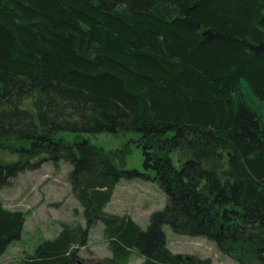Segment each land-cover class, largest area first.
<instances>
[{
  "label": "trees",
  "instance_id": "16d2710c",
  "mask_svg": "<svg viewBox=\"0 0 264 264\" xmlns=\"http://www.w3.org/2000/svg\"><path fill=\"white\" fill-rule=\"evenodd\" d=\"M264 0H0V194L17 173L66 162L86 227L65 224L21 264H76L101 223L99 264H213L173 253L164 226L240 264L264 262ZM75 134V143L57 138ZM134 132L148 173L119 168L86 134ZM226 154L230 155L228 159ZM121 179L167 205L143 230L104 211ZM27 218L0 197V259Z\"/></svg>",
  "mask_w": 264,
  "mask_h": 264
},
{
  "label": "rangeland",
  "instance_id": "374dc122",
  "mask_svg": "<svg viewBox=\"0 0 264 264\" xmlns=\"http://www.w3.org/2000/svg\"><path fill=\"white\" fill-rule=\"evenodd\" d=\"M243 92L248 103L264 117V105L258 102L243 84ZM57 138L75 143L77 137L72 133H59ZM85 138L92 146L110 156L119 168L148 173L144 166L141 136L127 132L119 134H86ZM16 154L0 151V162L14 163ZM73 167L66 162L54 165L45 162L37 169H27L16 174L10 184L0 194L3 205L10 210L25 213L27 221L19 241L12 243L0 264H21L45 239L53 238L65 224L86 227L85 210L76 199L69 174ZM167 205V196L156 183L145 180L121 179L115 189L112 201L104 211L114 215H130L143 229L147 230L152 214L163 210ZM103 224L91 229L88 244L81 248L79 256L87 263H98L111 256L103 234ZM168 248L176 254L198 255L211 258L213 264H240L233 254L220 251L217 244L205 238L181 236L164 226ZM251 264H259L249 260ZM143 259L132 257L130 264H142ZM264 264V262H263Z\"/></svg>",
  "mask_w": 264,
  "mask_h": 264
},
{
  "label": "water",
  "instance_id": "95a60500",
  "mask_svg": "<svg viewBox=\"0 0 264 264\" xmlns=\"http://www.w3.org/2000/svg\"><path fill=\"white\" fill-rule=\"evenodd\" d=\"M226 157L229 159L230 158V155L229 154H226ZM76 264H99V263H87V262L79 261Z\"/></svg>",
  "mask_w": 264,
  "mask_h": 264
}]
</instances>
